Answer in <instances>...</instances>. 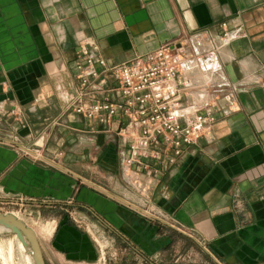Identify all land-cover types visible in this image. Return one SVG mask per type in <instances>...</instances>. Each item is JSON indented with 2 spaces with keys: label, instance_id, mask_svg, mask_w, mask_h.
Wrapping results in <instances>:
<instances>
[{
  "label": "crops",
  "instance_id": "crops-1",
  "mask_svg": "<svg viewBox=\"0 0 264 264\" xmlns=\"http://www.w3.org/2000/svg\"><path fill=\"white\" fill-rule=\"evenodd\" d=\"M195 36L219 51L205 104H183L217 121L174 163L142 159L136 190L129 119L69 108L81 93L119 102L113 71L83 86L80 47L114 69ZM16 197L50 214L42 229L70 262L112 240L125 264H264V0H0V198Z\"/></svg>",
  "mask_w": 264,
  "mask_h": 264
},
{
  "label": "built area",
  "instance_id": "built-area-1",
  "mask_svg": "<svg viewBox=\"0 0 264 264\" xmlns=\"http://www.w3.org/2000/svg\"><path fill=\"white\" fill-rule=\"evenodd\" d=\"M218 51L214 39L195 36L167 43L147 56L110 69L106 60L96 58L88 45L80 47L75 69L83 86L87 88L103 72L113 71L118 81L113 92L119 102L94 100L84 105L86 95L81 93L69 108L104 124L118 116L129 119L124 132L130 138V156L124 161L123 170L126 182L136 190L144 189L141 175L135 170V166L143 164L142 159H158L162 152H173L174 163L216 123L213 110L198 112L194 106L207 100L212 78L204 72V62ZM184 96H191L196 104L185 106ZM0 200L13 206L26 204L18 197Z\"/></svg>",
  "mask_w": 264,
  "mask_h": 264
},
{
  "label": "rangeland",
  "instance_id": "rangeland-1",
  "mask_svg": "<svg viewBox=\"0 0 264 264\" xmlns=\"http://www.w3.org/2000/svg\"><path fill=\"white\" fill-rule=\"evenodd\" d=\"M22 206L7 205L0 200V214H14L22 218V221L40 234V243L48 264H125L128 252L120 248L112 240H99L97 247L99 256L96 261L90 263L70 262L59 256L52 248L50 242L56 228L42 229V225L50 221L48 212L38 215L39 209H28ZM27 210V212H25ZM36 210V211H35ZM38 234V233H37ZM96 239V238H95ZM49 240V241H47ZM118 247V248H117ZM0 264H29L18 248L16 237L11 232L0 231Z\"/></svg>",
  "mask_w": 264,
  "mask_h": 264
},
{
  "label": "water",
  "instance_id": "water-1",
  "mask_svg": "<svg viewBox=\"0 0 264 264\" xmlns=\"http://www.w3.org/2000/svg\"><path fill=\"white\" fill-rule=\"evenodd\" d=\"M0 227H3L31 250L34 264H47L41 243L36 232L13 214H0Z\"/></svg>",
  "mask_w": 264,
  "mask_h": 264
},
{
  "label": "bare ground",
  "instance_id": "bare-ground-1",
  "mask_svg": "<svg viewBox=\"0 0 264 264\" xmlns=\"http://www.w3.org/2000/svg\"><path fill=\"white\" fill-rule=\"evenodd\" d=\"M14 215V214H13ZM16 216L18 219L22 220V218H20L19 216L17 215H14ZM27 225V224H26ZM28 227H30L29 225H27ZM31 229H33L32 227H30ZM34 230V229H33ZM0 231H5V232H11L3 227H0ZM35 231V230H34ZM36 232V231H35ZM37 234V232H36ZM38 236V234H37ZM16 237V236H15ZM39 239V238H38ZM16 240L18 242V248L21 252V254L24 256V258L26 259V261L29 263V264H34V260H33V257L31 255V250L29 248H27L22 242H20L17 237H16ZM40 241V240H39Z\"/></svg>",
  "mask_w": 264,
  "mask_h": 264
}]
</instances>
